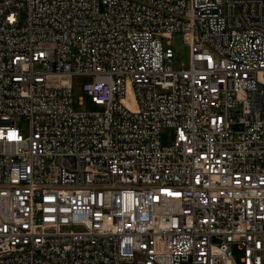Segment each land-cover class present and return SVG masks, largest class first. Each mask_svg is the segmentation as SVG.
Listing matches in <instances>:
<instances>
[{
	"label": "built area",
	"instance_id": "built-area-1",
	"mask_svg": "<svg viewBox=\"0 0 264 264\" xmlns=\"http://www.w3.org/2000/svg\"><path fill=\"white\" fill-rule=\"evenodd\" d=\"M0 264H264V0H0Z\"/></svg>",
	"mask_w": 264,
	"mask_h": 264
},
{
	"label": "rangeland",
	"instance_id": "rangeland-1",
	"mask_svg": "<svg viewBox=\"0 0 264 264\" xmlns=\"http://www.w3.org/2000/svg\"><path fill=\"white\" fill-rule=\"evenodd\" d=\"M18 18L20 22L23 21L24 15L22 12L19 13ZM173 47L175 48L173 67L178 68L181 65L186 66L188 63L189 54H188V49L182 43L180 36H175L173 40ZM84 81L85 79L83 78L72 79V108L76 112H83V113H92L99 111L100 107L95 105L91 101L90 97L83 91L81 87V83H83ZM13 121L15 127L19 130V132L23 136H26L29 130L27 120L23 117H14ZM173 137L174 135L172 129L163 128L160 132V139L163 145H169L172 142Z\"/></svg>",
	"mask_w": 264,
	"mask_h": 264
}]
</instances>
